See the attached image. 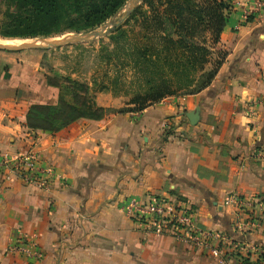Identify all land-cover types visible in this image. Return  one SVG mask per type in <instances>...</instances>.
Segmentation results:
<instances>
[{
  "label": "crops",
  "instance_id": "1",
  "mask_svg": "<svg viewBox=\"0 0 264 264\" xmlns=\"http://www.w3.org/2000/svg\"><path fill=\"white\" fill-rule=\"evenodd\" d=\"M228 1L212 49L225 59L206 89L136 113L114 112L117 100L98 93L96 105L110 112L56 133L28 129L25 116L57 95L49 101L27 64L0 54V154L32 152L54 172L44 189L0 174V264H251L254 248L264 250V11L242 20L254 0ZM196 109L191 126L184 115ZM130 199L183 205L199 229L239 249L215 257L155 235L122 213Z\"/></svg>",
  "mask_w": 264,
  "mask_h": 264
},
{
  "label": "trees",
  "instance_id": "2",
  "mask_svg": "<svg viewBox=\"0 0 264 264\" xmlns=\"http://www.w3.org/2000/svg\"><path fill=\"white\" fill-rule=\"evenodd\" d=\"M126 1L0 0V37L45 39L87 33L113 17ZM145 4L147 12L137 9L130 17L142 20L132 49L134 64L151 69L159 80L148 81L151 87L146 96L131 102L138 104L136 108L114 112L136 113L176 93H199L212 83L225 59L224 53L212 49L227 22L231 9L228 0H146ZM114 31H122V27ZM213 53L216 59L211 60ZM65 81L68 85L58 87L55 104H33L28 108V129L56 133L79 119L97 121L110 112L96 105L87 85ZM47 85L54 86L48 81ZM261 259L253 256L251 264H260Z\"/></svg>",
  "mask_w": 264,
  "mask_h": 264
},
{
  "label": "rangeland",
  "instance_id": "3",
  "mask_svg": "<svg viewBox=\"0 0 264 264\" xmlns=\"http://www.w3.org/2000/svg\"><path fill=\"white\" fill-rule=\"evenodd\" d=\"M126 4L127 1L124 6ZM147 7L144 1L138 5L135 11L139 9L147 12ZM120 10L106 22H112L121 16L124 10ZM132 14L117 27H122V31H114L117 29L115 28L101 38L70 43L60 47L46 48L39 40L71 39L75 36L99 31L102 25L87 33L77 35L65 33L45 39H4L0 37V42H11L13 47L31 44L35 46L12 51L0 50V54H12L27 64L26 74L29 75L32 82H35V88H38L40 82L42 87L44 82L47 85V81L49 84H54V86L47 85L49 101L56 95L58 96V87H65L68 85L65 80H69L87 85L90 95L93 97L98 93H107L117 100V105L122 106L121 109H133L138 104L131 105V102L136 97L146 96L145 94L149 92L151 86L149 87L148 81L156 83L159 77L151 69H145L143 64H134L136 57L132 49L139 37L142 20L138 16L131 20ZM214 55L215 53L211 56V60L216 59ZM20 60L17 59V61ZM153 83L152 86H154ZM25 90L28 89L25 87ZM179 94L182 95L181 92L176 93V95ZM65 98L68 99V97ZM127 105L130 107L125 108L124 106Z\"/></svg>",
  "mask_w": 264,
  "mask_h": 264
},
{
  "label": "built area",
  "instance_id": "4",
  "mask_svg": "<svg viewBox=\"0 0 264 264\" xmlns=\"http://www.w3.org/2000/svg\"><path fill=\"white\" fill-rule=\"evenodd\" d=\"M263 11L264 0H254L250 4H244L242 20L254 18ZM53 173L50 167H41L32 152L0 154V174L4 181L17 179L24 185L44 189L48 185L46 176H54ZM231 202L240 203L237 199ZM121 211L130 220L145 225L155 235L166 234L177 241H184L195 248L207 250L215 257L224 254L225 250L239 249L237 243L234 244L224 235L199 229L193 211L183 205H175L164 199H151L144 202L130 199L121 207ZM22 250L27 255L37 257V254H31L27 249ZM252 253V256H261L260 264H264V250L254 248Z\"/></svg>",
  "mask_w": 264,
  "mask_h": 264
},
{
  "label": "water",
  "instance_id": "5",
  "mask_svg": "<svg viewBox=\"0 0 264 264\" xmlns=\"http://www.w3.org/2000/svg\"><path fill=\"white\" fill-rule=\"evenodd\" d=\"M146 0H127V4L121 9L124 10V13L119 16L116 20L112 22H106L102 25L101 29L99 31H93L85 35H79L75 36L71 39H63L58 41H51V40H39L43 47L46 48H54V47H60L63 45H67L70 43H77V42H86L93 40L95 38H101L103 37L108 31L117 28L120 26V24L130 15L132 14L135 9L138 7V5ZM120 10V11H121ZM35 47L34 44L32 45H20L18 47L9 48L3 45H0V50L4 51H12L14 49H28ZM185 118L188 120L189 124L191 126H195L197 122L199 121V110L196 109L193 112L185 113Z\"/></svg>",
  "mask_w": 264,
  "mask_h": 264
},
{
  "label": "bare ground",
  "instance_id": "6",
  "mask_svg": "<svg viewBox=\"0 0 264 264\" xmlns=\"http://www.w3.org/2000/svg\"><path fill=\"white\" fill-rule=\"evenodd\" d=\"M0 45L6 46L9 48H13V44L11 42H8V41H2V42H0Z\"/></svg>",
  "mask_w": 264,
  "mask_h": 264
}]
</instances>
